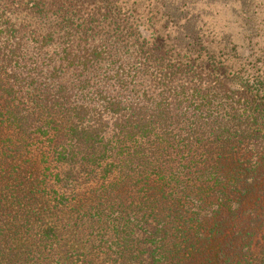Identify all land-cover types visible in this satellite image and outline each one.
I'll use <instances>...</instances> for the list:
<instances>
[{"label":"trees","instance_id":"obj_1","mask_svg":"<svg viewBox=\"0 0 264 264\" xmlns=\"http://www.w3.org/2000/svg\"><path fill=\"white\" fill-rule=\"evenodd\" d=\"M15 8L33 24L0 13V240L32 236L33 264L70 263L58 225L34 231L45 213L22 161L37 152L51 217L85 205L118 260L264 264V111L208 65L205 39L181 54L111 0H0ZM93 185V204L72 202Z\"/></svg>","mask_w":264,"mask_h":264},{"label":"rangeland","instance_id":"obj_2","mask_svg":"<svg viewBox=\"0 0 264 264\" xmlns=\"http://www.w3.org/2000/svg\"><path fill=\"white\" fill-rule=\"evenodd\" d=\"M111 7L125 11L131 25L137 26V32L141 31L152 39L158 33L164 37L161 42H167L169 48H174L181 54L186 53L180 50L186 45L184 43L191 42L194 45L198 37L205 39L206 43L201 45L206 50L205 60L213 59L207 62L208 65L223 69L229 83L241 86L239 93L243 94L246 99L245 107L251 113L264 111V0H111ZM0 13L6 15L4 20H12L17 25L33 24L26 12L16 8L7 11L1 9ZM125 70L128 71V66ZM237 71L239 74H234ZM143 85L148 84L144 82ZM130 100V96H127V101ZM22 168L33 188L39 186L35 193L38 201L33 204V199L30 202L32 210L35 209L38 214L42 211V215L45 213L41 220L35 218L38 221L34 231L45 227L44 223L58 225V229L64 233L62 244L68 250L67 253L64 252V258H69V264H128L126 259L118 260L115 252L109 248V245L115 248L112 237L115 229H103L104 225L98 222L97 225L101 228L86 225L88 219L92 221L93 213L84 212L85 205L74 203L65 210V215L60 214V218L64 220L72 219L69 224L51 217L46 205L52 204L53 198L49 195L54 196V190L58 186H53L54 174L49 171L46 160H42L40 154H25ZM44 180L51 192L47 190ZM83 189L79 192V198L72 202L85 201V193L93 204L94 198L90 191L97 187L93 185ZM60 192L63 193V190ZM43 196L48 199L44 200ZM78 211L80 214L84 212L85 220L81 223ZM15 212L21 213V209L15 207ZM55 216H58L57 212ZM0 232L8 233V228L1 229ZM24 238L27 239L18 240L14 235H7L4 240H0V264H33L28 254L32 236ZM50 245L51 243L47 244L48 247ZM67 262L66 260L65 263Z\"/></svg>","mask_w":264,"mask_h":264}]
</instances>
